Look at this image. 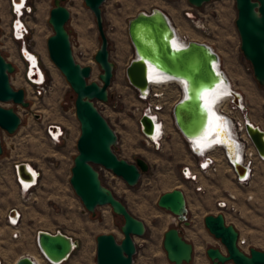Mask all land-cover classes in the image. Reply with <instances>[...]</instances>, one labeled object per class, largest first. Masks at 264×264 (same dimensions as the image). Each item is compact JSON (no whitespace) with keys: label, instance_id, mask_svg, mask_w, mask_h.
Masks as SVG:
<instances>
[{"label":"rangeland","instance_id":"obj_1","mask_svg":"<svg viewBox=\"0 0 264 264\" xmlns=\"http://www.w3.org/2000/svg\"><path fill=\"white\" fill-rule=\"evenodd\" d=\"M0 2H3L0 7L5 6V13H2L3 7L2 12L0 10V15L3 14L5 20L0 16V53L14 67V71L9 74L11 87L22 88L25 101L28 102L26 108L12 102H0L2 107L13 108L21 119L13 134L0 131L1 264H13L16 256L25 252L43 264L34 241V234L38 229L50 232L60 230L79 241V247L61 264H94L95 236L110 233L119 241L122 238L119 230L122 218L115 215L108 205L95 207L91 216L68 183L79 129L74 116V93L46 52L45 40L52 33L47 23L52 0H27L30 12L23 16L27 26L25 44L37 57L45 76L41 85L43 89L39 94H35L36 88L26 79L27 65L17 47L18 43L13 38L8 39V5L6 0ZM63 5L69 11L65 28L73 57L80 65H89L91 68L87 81L99 82L97 75L100 69L93 60L99 45V35L93 15L82 0H65ZM153 7L166 14L180 36H184L186 40L203 42L212 48L218 56V66L228 78L231 88L242 97L243 114L264 130V85L255 81L251 66L239 49V37L234 25V0H209L198 8L188 4L187 0L103 1V29L113 68L107 101H97L96 106L116 134V144L112 149L117 157L128 162H133L135 157H142L148 164L147 170L141 172L138 182L133 186H127L109 170L95 166L101 183L145 225L143 235L134 237L136 250L132 264H171L165 257L161 240L163 232L169 227L177 226V223L172 214L156 205V201L160 194L175 188L183 191L186 201L187 225L180 224L178 229L183 239L193 247L188 264H210L205 254L207 247H216L225 253L219 239L209 233L203 224L205 215L218 212L225 216L227 224L234 226L243 241L240 246L243 252L248 253L249 247L264 252L262 163L254 161L253 167H256L253 168L249 184L236 186L230 180L216 150L214 156L218 170L209 176H199L201 191H194L195 184L182 180L179 175L180 166L183 163L192 165L193 158L175 133L177 131L171 118L172 103L179 97L175 85L165 89L167 106L162 116L165 118L166 134L159 147L153 149L143 139L137 123L140 102L124 72L133 55L126 26L127 20L137 11L148 12ZM9 10H12L10 4ZM11 52H14V58ZM220 110L227 116L240 118L238 111L231 109L227 101L221 103ZM47 123H59L65 127L64 139L59 145L53 146L45 138L43 127ZM17 162H27L39 173L37 184L25 196L19 195V186L17 184V191L16 182L14 183L15 177L13 180V165ZM220 199L226 202V208L218 209L216 201ZM12 207L21 212L17 228L19 235L14 239L10 238L12 228L4 220L6 212ZM225 264L233 263L227 261Z\"/></svg>","mask_w":264,"mask_h":264},{"label":"water","instance_id":"obj_2","mask_svg":"<svg viewBox=\"0 0 264 264\" xmlns=\"http://www.w3.org/2000/svg\"><path fill=\"white\" fill-rule=\"evenodd\" d=\"M64 1L52 0L47 18L52 33L47 36L45 47L49 60L74 93L73 108L79 133L75 140L76 153L72 157L68 183L91 216L95 207L108 205L115 215L122 218L119 226L122 238L119 241L110 233L95 236L94 264H132L136 250L134 237L143 235L145 225L101 183L95 166L109 170L127 186H133L138 182L141 172L147 170L148 164L142 157H135L133 162L117 157L112 149L116 144V134L96 106L97 101H107L113 68L101 14L104 0H82L93 15L99 35V45L93 55V60L100 69L97 75L99 82L87 81L91 68L89 65H80L73 57L65 28L69 11L63 5ZM208 1L187 0L188 4L197 8ZM234 8L239 49L250 64L255 81L264 85V0H234ZM126 32L133 50L132 58L124 69L128 84L140 93L144 92L148 85L146 71L149 68L163 78L180 81V96L171 107L173 124L182 137L191 140L202 138L212 118V112L203 97L226 81L223 73L215 69L217 54L203 42L188 40L183 45L176 44L175 32L168 17L157 7L148 12L137 11L127 20ZM34 67L37 69L35 65ZM13 71V65L0 53V102H12L26 108L28 102L25 101L23 89H14L10 85L9 74ZM27 75L36 80L30 71ZM230 94L232 102L238 104L239 95L234 91ZM244 116L242 114L245 134L256 154L264 158V131L247 122ZM215 119L210 139L217 138L220 141L226 156L233 162L236 174L243 176L246 168L238 161L239 145L229 125H226L227 118L221 114ZM221 119L225 122L223 125L220 123ZM20 122L21 119L13 108L0 106V131L13 134ZM137 123L143 135H152L154 127L147 115L142 114ZM1 152L0 142V154ZM27 164L15 163V174L20 180L32 181ZM156 205L172 214L177 223V226L167 228L162 234L161 245L166 259L171 264H188L193 247L183 239L178 229L180 224L187 225L183 191L175 188L160 194ZM8 215L16 219L18 211L12 207L8 210ZM203 224L225 248V253L216 247L205 249L210 264H225L227 261L233 264H264L263 251L249 247L248 253H245L237 246L238 233L233 225L225 222L221 212L205 215ZM34 241L38 253L47 264H61L76 245L75 240L59 230L49 232L38 229L35 231ZM13 264L36 263L28 255L21 254Z\"/></svg>","mask_w":264,"mask_h":264},{"label":"built area","instance_id":"obj_3","mask_svg":"<svg viewBox=\"0 0 264 264\" xmlns=\"http://www.w3.org/2000/svg\"><path fill=\"white\" fill-rule=\"evenodd\" d=\"M6 2L8 5V11H9V15L11 18V23H9L10 18H9L8 22L6 23L7 24V31L6 32H7L8 39L13 38L14 42L18 43L17 47H19V51H20L21 55L23 56V58L26 61H28V58H27L28 56H32L33 58L35 56L31 51H29L27 49V45L25 44V41H24V37L27 34V26L23 20V16L26 13L30 12V7L27 5V2L25 5L22 4V6H20L21 12H20V14H18V13H16L17 11H15L14 9H12L10 12L9 4L12 6H18L19 3L17 1H14V0H6ZM0 35H1V30H0ZM180 38L185 42L188 41L185 39L184 36H180ZM34 61L36 63L35 58H34ZM26 68H27V70L25 72V76L30 83H33V82L35 83L34 85H31V84L30 85L34 86L36 88V90H34L35 94H39L43 89L41 87V85L43 84L44 80H42L41 82H38L37 80L29 78L27 75L28 71H29V64H27ZM172 80L173 79L162 78L161 80H157V81H153V82L149 81L147 88L142 93H140L138 90L134 89L136 97H137L138 101L140 102V108H139V112H138V116H137V121H138V118L142 114H145L151 119V121L153 123V127L156 128V126H157V129L160 131L159 135L157 136V140H154V138H153L154 133H152V135L150 137L142 134L144 141L147 142L148 144H150L153 147V149H157L159 147V144H160L162 138L166 134V132H165L166 131L165 130V118H164V116H162V112L165 110V107L167 106V98H166V94H165V89L168 86L175 85ZM178 93H179V91H178ZM173 103H172V105H173ZM231 103H233L232 100H231ZM145 112H147V113H145ZM241 114H243V113H241ZM225 117L231 118L232 122L235 125L234 130H235L236 135H234V136L238 142L239 151L242 150L241 151L242 160L240 163L246 168L245 173L243 176H239L236 174V172L233 168V162L226 156V154H225V152L221 146L218 145L216 147H213L212 149L205 151V153H203V154H206V155L201 157L197 151H194L191 148V145L189 144L190 142H188L191 139H187L185 137H182L179 134L181 136L180 138L182 139L184 145L187 146L189 153H190L191 157L193 158V164L192 165L187 164V163H183L180 166V170H179L180 174L179 175H180L182 180L190 182L191 184H195L194 185V191H196V192L201 191V187H202L200 184H198L199 176L200 175L206 176L207 174L216 171L217 159L214 156V151H216V150L219 152L220 159L225 162V164L227 165L229 170H231V172L233 173L234 179L238 184L242 185V184H246L249 182L250 177L253 175V163H254V161H258V162L262 163L264 166V158H261L256 154L249 138L245 134L243 124L240 125V123H241L240 119L233 118L231 116H225ZM174 128H175V126H174ZM175 130H176V128H175ZM43 132H44V136L47 139V141L49 143H51L52 145H59L62 142V140L64 139V130L61 128L60 124H58V123H47L43 127ZM14 166H15V164L13 165V168H14ZM188 171H190L191 174H186ZM263 176H264V174H263ZM14 177L16 180V181H14V183L16 182L15 183L16 188H17V182L20 183L21 185H29L32 188L35 185L33 181L20 180L15 174V169H13V180H14ZM262 185H263V189H264V182ZM17 191H18V188H17ZM29 191L27 188L23 190L20 186V188H19L20 194L19 195L25 196L26 194H28ZM230 197H232V196H230ZM216 206L218 207V209H224L227 207V204L224 200L220 199V200L216 201ZM4 220H5L6 225L9 228H12L11 232H10L11 238H13V239L17 238L19 235V231L17 229L19 222H18L17 218L16 219L12 218L11 216L8 215V212H7ZM242 243H243V241L238 236L237 241H236L237 246L240 248Z\"/></svg>","mask_w":264,"mask_h":264},{"label":"bare ground","instance_id":"obj_4","mask_svg":"<svg viewBox=\"0 0 264 264\" xmlns=\"http://www.w3.org/2000/svg\"><path fill=\"white\" fill-rule=\"evenodd\" d=\"M1 1V0H0ZM19 3L18 6H12L11 5V8L14 9L15 11H17L16 13L20 14V6H21V0H18L17 1ZM27 0H23L22 4H26ZM1 3L3 2H0V5H2ZM3 6L0 7V10L2 9ZM5 7V6H4ZM3 7V12L1 10L2 13H5L4 11V8ZM19 8V10H17ZM3 15V14H2ZM2 15H0L2 17ZM4 17H2V20ZM5 21V20H4ZM170 22V21H169ZM171 24V22H170ZM175 34V38H174V41L176 44L178 45H183L185 44V41H183L181 38H180V35L178 33V31L173 27V25L171 24ZM40 36V34H39ZM23 37V36H22ZM40 42V41H39ZM86 43H84L85 45ZM41 45V44H39ZM212 49V48H211ZM11 55L13 56L14 58V52H11ZM22 56V55H21ZM23 58V56H22ZM28 61H26L24 58L23 60L25 61L26 65L29 64V71L31 73H33L36 77V80L38 82H41L42 80L45 81V76L43 74V71L41 70V68L39 67L38 65V61H37V58L34 56L35 60H36V63L34 61V58L32 56H28ZM46 64V63H45ZM34 65L37 67V69L34 67ZM215 65V69L220 70L219 66H218V61L214 64ZM222 72V71H221ZM223 73V72H222ZM146 75H147V78H148V83L149 81H157V80H161L163 77L161 74H158L157 72H154L151 68L147 69L146 71ZM223 76L226 78V81L224 83H220L218 86H216L212 93H210L209 95H207L206 97L204 96V101L206 104L209 105V109L210 111L212 112V118H211V124L210 126H208V129L206 130V132L204 133L203 137L202 138H197V139H193V140H190L188 142H190L189 144L191 145V148L194 150V151H197L199 153V155L202 157L206 154H203L205 153V151L209 150V149H212L213 147H216V146H220V141L217 139V138H213V139H210V132L213 131V126L216 124V117L218 115H224V116H227L226 114H224L221 110H220V105L222 102L224 101H227L230 105V108L231 109H236L238 111V113L240 114V125L243 124V118H242V114L241 113H244V106H243V102H242V97L239 93H237L236 91H234L232 88H231V85L228 81V78L226 77V75L223 73ZM27 79V78H26ZM173 83L175 84V86L177 87L178 91H179V87L180 85L182 84L180 81H175V80H172ZM29 82V81H28ZM30 83V82H29ZM30 84H35L34 82L33 83H30ZM231 91H234L236 92L239 97L238 98V104H233L231 103V99H232V94H230ZM179 96H180V91H179ZM147 113V112H145ZM227 121H226V125L229 127L232 135H236L235 134V130H234V123L232 122L231 118L227 117ZM244 119L247 121V122H250L251 123V120L248 118L247 115L244 116ZM159 130L157 129V126L156 128H154V140H157V136L159 135ZM242 151V150H241ZM241 151H239V153L237 154V158H238V161L241 162L242 160V154H241ZM259 165V164H258ZM256 167V166H254ZM253 167V168H254ZM27 168L30 170L31 174H32V181L34 182V184H37V178H38V173L35 169L32 168V166L28 163L27 164ZM186 174H191L190 171H188ZM264 177V176H263ZM263 182H264V178H263ZM250 183V182H249ZM248 183V184H249ZM18 186L24 190V189H28V191L32 188L31 186L29 185H21L20 183H18ZM255 184V183H254ZM29 187V188H28ZM17 220H19V214L17 215ZM105 222H108L107 220H105ZM105 226V225H104ZM30 256V255H28ZM199 257V256H198ZM30 258L36 263V264H40V262L33 256H30ZM202 263V262H201ZM0 264H1V261H0Z\"/></svg>","mask_w":264,"mask_h":264},{"label":"crops","instance_id":"obj_5","mask_svg":"<svg viewBox=\"0 0 264 264\" xmlns=\"http://www.w3.org/2000/svg\"><path fill=\"white\" fill-rule=\"evenodd\" d=\"M251 123L252 124H254V125H256L257 127H259L261 130H263L260 126H258L257 124H255V123H253L252 121H251ZM59 124V123H58ZM60 126H61V128L65 131V127L62 125V124H60ZM264 131V130H263ZM175 133H177V135H179V133L178 132H175ZM179 137H181L180 135H179ZM51 144V143H50ZM52 145V144H51ZM53 146H56V145H53ZM220 159V158H219ZM218 159V160H219ZM220 161H221V163L224 165V167L226 168V171L228 172V175H229V178H230V180L232 181V183L234 184V185H238V186H241V184H238L236 181H235V179H234V175H233V173L231 172V170H229V168L227 167V165L225 164V162L224 161H222L221 159H220ZM34 169V168H33ZM36 170V169H35ZM218 170V164H216V171ZM210 174H213V172H211V173H209V174H207L206 176H209ZM200 176H205V175H200ZM16 210L18 211V213H19V220H18V222H19V224H18V226L20 225V219H21V212L16 208ZM8 212V211H7ZM7 212H6V214H7ZM225 217V216H224ZM225 220V219H224ZM234 227V226H233ZM47 231V230H46ZM60 231V230H59ZM50 232V231H49ZM60 232H62V233H64V234H66V235H68V236H70L71 237V239H73V240H75V242H76V245L74 246V248H73V250L74 249H76V248H78L79 247V241L78 240H76L75 238H73L71 235H69V234H67V233H65V232H63V231H60ZM10 238H11V236H10ZM11 239H13V238H11ZM72 250V251H73ZM94 251H95V246H94ZM94 251H93V254H94ZM27 252H25V253H22V254H26ZM20 255V254H19ZM19 255H17L16 256V258L13 260V263H14V261L17 259V257L19 256ZM27 255V254H26ZM35 255H38V254H35ZM71 255V254H70ZM69 255V256H70ZM91 255H92V253H91ZM69 256H68V258H69ZM30 257V256H29ZM67 258V259H68ZM66 259V260H67ZM65 260V261H66ZM0 261L2 262V259L0 258ZM42 263L43 264H47L44 260H42Z\"/></svg>","mask_w":264,"mask_h":264},{"label":"snow or ice","instance_id":"obj_6","mask_svg":"<svg viewBox=\"0 0 264 264\" xmlns=\"http://www.w3.org/2000/svg\"><path fill=\"white\" fill-rule=\"evenodd\" d=\"M22 2H23V0H21V6H22ZM17 10H19V8L17 9ZM220 123H221V125H223L225 122L221 119L220 120ZM220 134V131H219V129L217 130V135H219Z\"/></svg>","mask_w":264,"mask_h":264}]
</instances>
